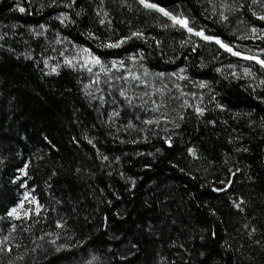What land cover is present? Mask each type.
I'll return each mask as SVG.
<instances>
[{
  "label": "trees",
  "instance_id": "16d2710c",
  "mask_svg": "<svg viewBox=\"0 0 264 264\" xmlns=\"http://www.w3.org/2000/svg\"><path fill=\"white\" fill-rule=\"evenodd\" d=\"M50 2L32 0L29 7L27 0H0V216L22 200L25 191L34 189L43 205L36 216L35 205L23 202L24 210L33 209L29 218L4 216L0 221V240L8 237L12 249L11 254L0 251V264H199L203 259L208 264H264V103L258 99L264 91L260 87L252 91L257 81L229 75H242L245 66L255 72L258 65L189 37L183 29H164L162 24L171 21L145 10L136 0H126L127 7L121 0H105L110 26L98 23L99 0H78L74 11L59 4L48 6ZM154 2L185 14L190 25L220 35L241 52L259 55L264 48V41L240 38L248 34L251 13L221 23L212 15L209 0ZM17 4L26 12H19ZM62 12L76 23L61 24ZM254 26L264 33V22L255 21ZM136 30L149 38L147 44L134 39L120 49L98 46L102 40ZM89 31L100 40L89 39ZM152 37L161 42L160 48ZM184 39L189 42L181 47ZM80 47H91L108 61L145 51L142 63L150 73L146 92L157 104L163 103L161 111L169 110L171 117L177 112L186 115L178 134H173V148L163 144L165 129L171 132V125L162 118L159 126L133 119L143 132L124 128L135 115L143 119L160 115L148 110L154 105L144 96V88L120 85L116 81L120 79L92 84L84 71L65 65V58ZM52 67H57L55 73ZM180 69L188 79L166 78L168 88L163 89L155 74ZM199 81L208 82L223 111L209 102L207 89L194 86ZM174 83L184 93L203 95L201 106L208 109L203 117L188 115L191 109L180 107L184 100L190 104L199 100L181 95ZM121 88L137 105L139 97L148 101L145 110L127 107L119 96ZM88 91L103 96V105L86 95ZM114 108L121 116L110 125L107 114ZM209 118L215 125L207 123ZM149 127L158 135H149ZM133 139L138 142L132 143ZM187 147H195L200 159L193 160ZM25 166L27 176L21 171ZM21 181L31 187L25 188ZM219 187L225 191L213 190ZM237 199L245 201V211L234 207ZM57 221L66 222L65 227L58 228ZM52 240L56 243H49ZM58 245H64L59 252Z\"/></svg>",
  "mask_w": 264,
  "mask_h": 264
},
{
  "label": "snow or ice",
  "instance_id": "6c2138e0",
  "mask_svg": "<svg viewBox=\"0 0 264 264\" xmlns=\"http://www.w3.org/2000/svg\"><path fill=\"white\" fill-rule=\"evenodd\" d=\"M28 6H32V0H27ZM137 4L140 5L142 8H144L147 11H155L160 13L163 17L167 18V21H171V24L165 22L162 24V27L164 29L168 28H180L183 29L184 32L188 34L189 37L195 36L199 38L200 40L207 42V43H214L218 46L219 49H222L225 53H228L232 55L233 57H237L241 60L248 61V62H254L255 65H258L255 72L252 70L250 66H245L243 68L242 75L237 74L236 72H231L229 75L232 77H235L237 79H244V78H250L253 81H257V83L252 87V91H256L257 87H260L262 91H264V48H261L259 50V55L253 53L251 50L248 52H241L239 49H236L232 46L231 42H225L223 39H221L220 35H211L206 34V30L203 28H196L195 25H190V18L186 16L183 13H176L173 10L166 9L165 7L161 6L159 3L154 2V0H136ZM209 2L212 5V15L215 17H218V22L221 23H227L230 22V16H234L237 19H240L241 16L247 15L248 13H251V16L249 17L248 25V34L240 37L242 39H250L254 38L257 40L264 41V33H258L257 28L254 26L255 21L264 22V0H218V3L216 0H209ZM62 5L64 8L75 10L79 7L78 0H51L50 4L48 6L52 5ZM105 0H99V3L96 6L95 15L98 18V23L101 26H110L112 24V21L110 19H106L109 17V13L105 11L104 9ZM122 6L127 7L126 0H121ZM43 6V5H41ZM17 10L21 13L26 12L25 6H20L17 4ZM82 11H75V17H80L82 14ZM254 18V20L252 19ZM61 24H65V22L75 24L76 19L70 18L68 13L62 12L60 16L58 17ZM217 22V21H214ZM243 22V21H242ZM43 28L44 26L41 25ZM39 35H42V33H38ZM87 36L89 39H92L94 41L100 40V38L94 33L89 31L87 33ZM142 40L145 44L148 43V37L145 35L143 31L136 30L132 31L130 35L120 36L118 39H111L107 38L105 40H102L99 42L98 46L105 50H112V49H120L124 44L128 43L131 40ZM155 42L156 48H160L161 42L156 40L155 37L151 38ZM57 43H60V40L58 39L56 41ZM188 39H184L181 41V47L184 46L185 43H188ZM75 47V46H74ZM193 51H195V47L192 48ZM161 51H163L161 49ZM146 59L145 51L143 49L139 50L135 55L128 56L125 59L121 60H112L108 61L103 56L97 55L91 47L84 48L80 47L77 51V53L72 57V59L65 58V65L69 68H72L75 70L77 66L82 71H87L89 74H91L94 79L91 80L92 84H99L100 83V74L102 73L107 79L106 83H109L113 79H121L124 80L126 83L129 81L134 82V84L144 85L148 86L149 82L145 79V77L149 76L150 73L148 72V69L144 67L143 61ZM128 64H139L140 67L143 69V72L141 75H137L136 73H133L131 69L128 67ZM44 65L47 67L48 62L44 61ZM203 66V65H201ZM58 67V66H57ZM57 67H52L51 71L55 73L57 71ZM229 67L231 68L232 65L230 64ZM94 69H98V71H94ZM113 70L120 72V75L117 77L114 75ZM218 72L221 71V69H216ZM185 72L184 69H180L179 73H171L166 74L164 72L156 73L157 79H159L162 83L163 81L171 77H175L176 80H187L188 77L186 75H183ZM195 87L198 89H207L209 93V102L213 103L215 105V108H218L220 110H224V105L216 101V94L213 92V90L209 87V84L207 81H199L195 82ZM173 87L177 89V91H180L181 95H191L193 99H198V104H190L187 100H184L180 107L182 109H191V113H188V115H195L197 118L203 117L205 115V112L208 111L206 106H201L204 103L203 95L197 96V93L190 92V93H184L182 88L179 84H173ZM89 88V85H85V89ZM168 85L167 83H163V89H167ZM157 91H161V89H157ZM86 95L90 96L92 99H99L100 104L103 105L104 97L100 96L97 98L91 91L86 92ZM119 96L123 97L124 102L127 104V107H137L141 110H145L146 105L148 104V101H144L143 97H139L141 100L140 104H135L134 100L127 95V91L123 88L119 90ZM144 96H147L149 98V101L154 105V107L148 109L152 112H159L160 115L158 117L149 118V119H143L139 115H135L132 119H129L127 124L124 125V128L126 130H132L137 132H143L145 129L143 128H137L134 123V120H140L142 124L151 126L156 125L159 126L161 123V118L163 119V122L166 125H171V132H169L167 129H165L166 134L162 137L163 144L167 146V148H173V134H178L177 130L181 128V122L186 119L185 113L177 112L175 117H171L169 114V110L161 111L162 108H165V105L163 103L157 104L156 101H153L151 98V94L148 92L144 93ZM174 99L179 100L180 97L176 96L173 97ZM258 99L262 103H264V94L258 95ZM115 101H113V104ZM171 111H175V106L172 107ZM121 116V111L117 109H113L111 113L107 114V122L111 125L115 123L116 118H119ZM207 123L215 125V120L208 119ZM149 135H158L154 131L153 128L149 127L147 129ZM149 136H144L143 139L147 140ZM88 144L92 145L93 148H96V144L93 143L92 139H88ZM124 141H121L123 143ZM132 143H137L138 141L136 139H133L131 141ZM237 151H244L247 152V148H237ZM161 148H156V152H160ZM187 154L193 158V160L200 159L198 155V150L195 147H187L186 148ZM99 154V153H98ZM101 158L103 161H108L107 156H103L102 154ZM149 155H152V153H149ZM115 160L118 162L119 157H116ZM26 167L22 168L21 171L25 176L28 175L26 171ZM81 169H76V172H80ZM231 171V170H230ZM237 172L240 170L237 169ZM232 175H235V173H231ZM111 175V173H109ZM121 175H123L121 173ZM195 178V177H194ZM131 183L134 185L135 181L132 180ZM222 184H228L230 185V182L223 181ZM22 186L25 188H30V185L24 184L23 181H21ZM214 191H225L223 187L214 188ZM34 189L32 191H25L23 196L24 200H30L32 204L35 205L34 213L36 216H40L43 205L40 204L38 198L33 195ZM192 195L193 199H195L194 194ZM119 198V197H117ZM110 203V201H109ZM245 204V201L243 199H237L233 201L234 207L239 211L243 212L245 211V208L243 205ZM24 203L23 201H19L14 206H11L7 209H5L4 216L13 218L15 220H21L22 217L18 214V208H23ZM33 212V209L29 208L26 209L24 212V218H29V213ZM4 216H0V221L4 219ZM66 222L57 221L56 226L58 228L63 229L65 227ZM13 229H15V225H11ZM255 232V229H251L248 231V235L251 236L252 233ZM43 239V237H41ZM203 239V237H201ZM51 244H55V240L49 241ZM64 247V245H58L56 246L55 250L57 252L60 251V249ZM133 247H136L135 244H133ZM35 250V249H34ZM0 251L7 252L8 254H11V247L8 246V237H4L3 240H0ZM201 257L205 256V253L201 251L199 253ZM22 259V257H21ZM97 259L95 256H93V260ZM91 264V262H89ZM199 264H208L207 259H203L199 262Z\"/></svg>",
  "mask_w": 264,
  "mask_h": 264
},
{
  "label": "rangeland",
  "instance_id": "374dc122",
  "mask_svg": "<svg viewBox=\"0 0 264 264\" xmlns=\"http://www.w3.org/2000/svg\"><path fill=\"white\" fill-rule=\"evenodd\" d=\"M78 49L79 48H75V51H73V54H70L71 56H70V58L69 59H72V57L77 53V51H78ZM128 67L131 69V71L133 72V73H136L137 75H141L142 74V69H139L138 67H136V65L135 64H128ZM77 69H80L79 68V66H77ZM81 70V69H80ZM82 71V70H81ZM94 71H98V69H94ZM86 74H88V76L91 78V79H94V77H92L91 76V74H89L87 71H84ZM113 73H114V75L115 76H119L120 75V72H117V71H115V70H113ZM107 78L101 73L100 74V81H102V80H106ZM145 79L147 80V81H150L149 80V78H146L145 77ZM116 81H118V82H120V85H123V84H128V85H134V82H132V81H129V82H125L124 80H116ZM139 87H141V88H144L143 89V93H145L146 92V89H147V87L149 86H144V85H139V84H137ZM148 92V91H147ZM180 92V91H179ZM181 94V93H180ZM20 201H23V202H28L29 203V205H31V201L30 200H24V196H23V198H22V200H20ZM18 214L20 215V216H23L24 215V212H25V210H24V207L23 208H18Z\"/></svg>",
  "mask_w": 264,
  "mask_h": 264
}]
</instances>
